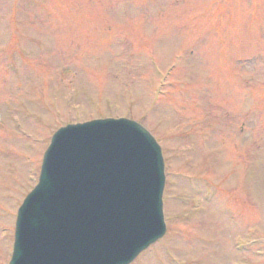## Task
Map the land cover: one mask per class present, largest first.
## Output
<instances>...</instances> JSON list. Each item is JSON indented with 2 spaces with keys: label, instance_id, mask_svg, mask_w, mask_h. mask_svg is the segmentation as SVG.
I'll return each instance as SVG.
<instances>
[{
  "label": "rangeland",
  "instance_id": "obj_1",
  "mask_svg": "<svg viewBox=\"0 0 264 264\" xmlns=\"http://www.w3.org/2000/svg\"><path fill=\"white\" fill-rule=\"evenodd\" d=\"M111 117L165 154L136 264H264V0H0V264L55 132Z\"/></svg>",
  "mask_w": 264,
  "mask_h": 264
},
{
  "label": "water",
  "instance_id": "obj_2",
  "mask_svg": "<svg viewBox=\"0 0 264 264\" xmlns=\"http://www.w3.org/2000/svg\"><path fill=\"white\" fill-rule=\"evenodd\" d=\"M160 152L141 126L126 120L95 121L60 131L46 155L40 188L22 213L12 264H26L25 256L33 254L28 244L31 228L44 239L88 242L84 252L93 255L95 264L130 263L165 233ZM40 190L42 200L32 204ZM37 212L44 218L39 222ZM115 233H122V241L113 242ZM46 243L38 242L43 258ZM88 263L85 259L80 264Z\"/></svg>",
  "mask_w": 264,
  "mask_h": 264
}]
</instances>
